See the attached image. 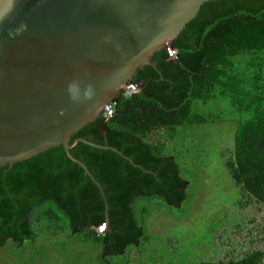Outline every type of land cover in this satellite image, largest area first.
Returning a JSON list of instances; mask_svg holds the SVG:
<instances>
[{
    "label": "trees",
    "instance_id": "16d2710c",
    "mask_svg": "<svg viewBox=\"0 0 264 264\" xmlns=\"http://www.w3.org/2000/svg\"><path fill=\"white\" fill-rule=\"evenodd\" d=\"M154 66L138 69L132 82L141 91L118 98L114 118L100 115L62 146L0 168V246L33 240L36 220L63 222L70 236L83 234L103 257L140 248L145 229L136 215L140 200L159 198L179 207L188 182L178 158L148 138L161 128L236 124L233 158L226 161L235 185L264 206V0L205 3ZM228 102L232 116L198 113L199 106ZM242 115V117H241ZM106 149H105V148ZM112 148L116 151L107 149ZM108 224L104 234L97 229ZM264 252L212 264H262Z\"/></svg>",
    "mask_w": 264,
    "mask_h": 264
},
{
    "label": "water",
    "instance_id": "95a60500",
    "mask_svg": "<svg viewBox=\"0 0 264 264\" xmlns=\"http://www.w3.org/2000/svg\"><path fill=\"white\" fill-rule=\"evenodd\" d=\"M217 1L22 0L0 24V168L62 146L89 174L70 150L102 147L70 144L71 137L120 98L139 68L155 67V56L205 3ZM21 24L26 29L9 36ZM71 82L90 86L92 98L71 100Z\"/></svg>",
    "mask_w": 264,
    "mask_h": 264
},
{
    "label": "rangeland",
    "instance_id": "374dc122",
    "mask_svg": "<svg viewBox=\"0 0 264 264\" xmlns=\"http://www.w3.org/2000/svg\"><path fill=\"white\" fill-rule=\"evenodd\" d=\"M199 109L227 118L233 113L224 101ZM236 128L221 122L175 129L167 152L178 158L188 182L186 199L179 207L159 198L136 203L145 229L140 248L103 257L93 240L70 236L63 222L38 217L33 240L20 248L0 246V264H212L264 252V206L241 192L225 166L233 158Z\"/></svg>",
    "mask_w": 264,
    "mask_h": 264
},
{
    "label": "clouds",
    "instance_id": "9594fccd",
    "mask_svg": "<svg viewBox=\"0 0 264 264\" xmlns=\"http://www.w3.org/2000/svg\"><path fill=\"white\" fill-rule=\"evenodd\" d=\"M21 2L22 0H0V24H5V23L10 22L11 18L15 14ZM26 27H27L26 25L21 24L15 30V33L10 31L9 36L18 35L20 32L24 31ZM67 92H68L69 98L73 101H77L80 99L90 100L93 96V91L90 86L87 88L81 89L80 85L76 82H71L68 84ZM106 230H107V227H106Z\"/></svg>",
    "mask_w": 264,
    "mask_h": 264
},
{
    "label": "built area",
    "instance_id": "2783aa9c",
    "mask_svg": "<svg viewBox=\"0 0 264 264\" xmlns=\"http://www.w3.org/2000/svg\"><path fill=\"white\" fill-rule=\"evenodd\" d=\"M168 60L170 61H178L179 60V54L178 50L173 48L171 45L167 46L165 48ZM140 90V87L138 84H135L133 82H130L125 86L122 91L120 97L122 98H132L134 97ZM118 106L117 100H112L108 104H106L102 109V116L106 119H112L116 115V109ZM97 232L99 234H104L106 232V226L102 225L97 229Z\"/></svg>",
    "mask_w": 264,
    "mask_h": 264
},
{
    "label": "crops",
    "instance_id": "0c3cea01",
    "mask_svg": "<svg viewBox=\"0 0 264 264\" xmlns=\"http://www.w3.org/2000/svg\"><path fill=\"white\" fill-rule=\"evenodd\" d=\"M200 108V106H199ZM198 108L197 112L200 113L201 110ZM176 128H161L155 130L153 133L150 134L148 137L151 142H154V144L163 143L165 145V151L167 152V142L168 139L173 140L176 135H174ZM180 131L178 130L177 133ZM168 153V152H167ZM169 154V153H168ZM171 155V154H170Z\"/></svg>",
    "mask_w": 264,
    "mask_h": 264
}]
</instances>
